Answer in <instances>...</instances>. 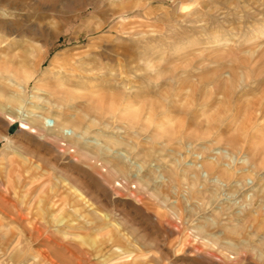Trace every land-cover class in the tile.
Here are the masks:
<instances>
[{"label":"rangeland","instance_id":"rangeland-1","mask_svg":"<svg viewBox=\"0 0 264 264\" xmlns=\"http://www.w3.org/2000/svg\"><path fill=\"white\" fill-rule=\"evenodd\" d=\"M263 89L264 0H0V264H264Z\"/></svg>","mask_w":264,"mask_h":264},{"label":"bare ground","instance_id":"bare-ground-1","mask_svg":"<svg viewBox=\"0 0 264 264\" xmlns=\"http://www.w3.org/2000/svg\"><path fill=\"white\" fill-rule=\"evenodd\" d=\"M60 60V62L58 61ZM56 63H59L58 66H55L57 70H62V73H69V72H72L74 71L73 68H72V63H70V60L66 59V58H60V59H56V62L54 63V65ZM156 76V75H155ZM251 78V77H250ZM149 80V79H148ZM159 80V79H156V81ZM155 81V82H156ZM163 81L165 83L168 82L169 84V89L167 90V92H165L164 94H161L160 98L161 100L156 102V103H153V102H150L149 103V109H150V115H149V119L150 120H155V119H159V113H161V115L167 120V122H171L176 118V116L174 115H178V114H181V113H187L188 112V109L189 111L191 110L190 107H194V104H196L197 102V99L195 97V94L197 93L198 91V87L196 85H194L192 82H193V77L189 76V75H186V76H177V77H174V78H166V79H163ZM195 81V80H194ZM219 81V80H218ZM204 83L208 82V79L207 78H204ZM226 82V81H225ZM11 83V82H10ZM247 83V81H246ZM7 84V82H6ZM12 84V83H11ZM132 84V83H131ZM160 84V83H159ZM163 84V83H162ZM172 84V85H170ZM219 84V83H218ZM229 85V84H228ZM242 85V83H241ZM131 86V85H130ZM163 86V85H162ZM158 87V86H157ZM239 87V86H238ZM241 87V86H240ZM155 88V87H154ZM133 90L135 89V87L131 86L130 87V90ZM139 90L137 92H135L134 95L131 94V96H127L126 94H124L123 92H120L119 94L121 95H118V96H112L113 98H120V101L121 102H126L127 103V106L129 108H133L134 106H140V107H144L145 105L147 104H144L142 102L139 101V103H136L137 100H143L145 98H148L150 95H151V91L147 88H138ZM162 89V88H161ZM235 89V87H234ZM208 91V90H206ZM158 92V91H157ZM156 92V93H157ZM218 93V94H221V95H225V97L229 98L230 95V89L226 88L223 84H220L219 86H217V88H215V92L214 93ZM234 92V91H233ZM188 93H193L191 96L188 94ZM244 94V93H243ZM72 95V94H71ZM219 96V95H218ZM217 96V97H218ZM205 97V96H204ZM201 98V97H200ZM15 101L17 103H20V104H23V99L18 97V98H15ZM133 100H136V101H133ZM212 100V101H211ZM218 99L215 97V98H210V97H205L204 98V103L206 104H210L212 103L213 101H217ZM264 100V89H263V97L259 98L256 102L252 103V106L254 108V110L257 112L258 109L261 108V104H262V101ZM144 101V100H143ZM182 102H185L186 103V106H181L180 103ZM219 102V101H218ZM205 104V105H206ZM204 105V106H205ZM126 106V105H125ZM206 107V106H205ZM211 107V106H210ZM214 107V106H213ZM35 110L38 109V106H34ZM126 108V107H124ZM212 108V107H211ZM264 108V107H263ZM182 109L184 111H182ZM94 110V109H93ZM159 110L161 112H159ZM125 111V110H124ZM149 111V110H148ZM144 112V111H143ZM121 113V111H120ZM114 115V113H112V116ZM14 117V116H13ZM18 117V116H17ZM153 117H155V119H152ZM159 117V118H158ZM147 118V117H146ZM84 119L82 117H80L78 119V121L76 123H82ZM15 121V120H14ZM29 119H25L21 122V126L20 128L17 130H19L20 132L24 133L26 131H35L34 128H32L30 126V124L28 123ZM160 121V120H159ZM165 121V120H164ZM156 122V121H155ZM40 124L42 126H44L45 128H48V129H53L54 128V125L52 123L51 120H49L48 118H44L42 120V122L40 121ZM18 126V124H16ZM56 127V126H55ZM90 127V126H89ZM156 127V126H155ZM168 126H166L165 123H159L158 122V125H157V128H164V132L161 134V138H165L163 136V134L165 135L166 134V128ZM156 128V129H157ZM14 129V128H13ZM182 129V127L180 126V130ZM11 130V129H10ZM37 131V130H36ZM89 131V130H88ZM88 131H85L86 133L85 134H88ZM176 133V132H175ZM179 134H182L181 131H178ZM61 136H63L64 138H71L73 136V132H71L69 129L67 128H61V130L59 131V133ZM167 138H172L175 134L172 132H168L167 131ZM75 137V136H74ZM159 138V137H158ZM62 141V140H61ZM170 141V140H169ZM73 153H75V150H73ZM17 155V154H16ZM95 158V157H94ZM210 169L213 170V171H217L219 170L218 172L222 175L223 178L225 179H231L234 174L230 171H227V170H224L223 168L219 169L218 165L215 164V163H211L210 164ZM3 168V167H2ZM103 168L105 169L106 172L109 171V165H106V163L103 165ZM12 169V168H11ZM8 171V170H7ZM110 174V173H109ZM16 179V178H15ZM11 181V179H9ZM15 182V181H14ZM19 182V181H18ZM12 183V182H11ZM32 184L36 183V181H31ZM11 189H13L11 186H10ZM8 196V195H7Z\"/></svg>","mask_w":264,"mask_h":264}]
</instances>
